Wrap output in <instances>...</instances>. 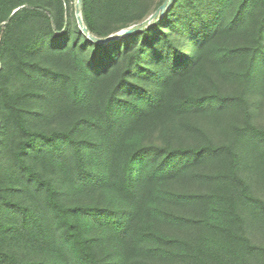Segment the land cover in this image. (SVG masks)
<instances>
[{
	"label": "trees",
	"instance_id": "16d2710c",
	"mask_svg": "<svg viewBox=\"0 0 264 264\" xmlns=\"http://www.w3.org/2000/svg\"><path fill=\"white\" fill-rule=\"evenodd\" d=\"M70 2L0 0V264H264V237L249 232L264 236V199L242 175L264 187L250 103L264 105V0H174L109 44L81 33ZM151 2L81 0V17L106 38L164 0L141 14ZM224 105L243 113L224 145L146 143L157 125ZM204 163L219 168L191 172ZM187 174L210 190L173 185Z\"/></svg>",
	"mask_w": 264,
	"mask_h": 264
},
{
	"label": "rangeland",
	"instance_id": "374dc122",
	"mask_svg": "<svg viewBox=\"0 0 264 264\" xmlns=\"http://www.w3.org/2000/svg\"><path fill=\"white\" fill-rule=\"evenodd\" d=\"M75 1L71 0L70 6L71 11L70 14L72 16L75 12ZM152 1L149 5V8H144L142 13H147L151 8L155 6V4L159 0H150ZM233 45L244 46L245 44H250L251 40L249 38L244 37L243 33H235L232 36ZM222 62H218L214 59H210L206 63V68L208 74L219 84L221 93L232 94L237 90L238 86L231 83L230 81L225 80L226 78L222 74ZM250 103H256L252 109L254 112V123L259 127H264V105L261 101H257V96L253 93V96H250ZM243 113L239 107L235 106H226L224 105L219 111H216L213 115L205 114V112L200 111L199 114L195 117H182L177 118V121L169 132L165 130L166 125L163 124L161 127L157 125L153 130L152 136H149L146 140V143L153 142L154 144L166 145V143H170L173 146H185V147H196L204 144H213V145H224L228 143L230 136L229 131L232 126L239 125L240 119H242ZM57 121H51L48 124L42 121L41 127L38 129L50 131L52 128L56 127ZM63 119V124H64ZM159 124V123H157ZM219 168L218 164L213 166L210 164H202L197 167L192 173L199 174H210L215 172ZM243 169V168H242ZM242 175L247 177L250 182L254 193L259 195V197L264 199V187L260 184L259 180H255V177L252 176L249 172L242 170ZM173 185H175L178 189H183L190 192H199L205 193L208 192L209 187L211 185L203 183L200 180L194 179L193 176L187 174L185 177H181L180 180L176 181ZM189 215L194 216V209H187ZM250 236L253 237L255 241L263 240L262 231L257 227V225H253L250 227Z\"/></svg>",
	"mask_w": 264,
	"mask_h": 264
},
{
	"label": "water",
	"instance_id": "95a60500",
	"mask_svg": "<svg viewBox=\"0 0 264 264\" xmlns=\"http://www.w3.org/2000/svg\"><path fill=\"white\" fill-rule=\"evenodd\" d=\"M173 1L174 0H164V2L158 7V9L152 15H150L147 19H145L143 22H141L140 24L133 25L126 30L120 31L116 34L109 35L106 38L94 37L91 33H89V31L85 27L83 20H82V17H81V11H80L81 0L75 1L74 15H75L76 23H77L79 30L89 41H91L95 44H109V43L116 42V41H118V40H120V39H122L128 35L137 33L139 31L143 30L144 28H146L151 22H153L159 16H162L164 14V12L168 9V6L170 5V3Z\"/></svg>",
	"mask_w": 264,
	"mask_h": 264
}]
</instances>
